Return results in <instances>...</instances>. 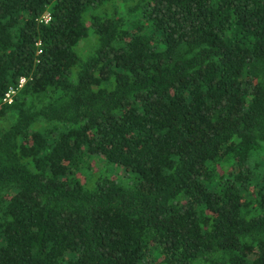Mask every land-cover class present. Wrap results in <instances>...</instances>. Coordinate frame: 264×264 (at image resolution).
<instances>
[{
  "label": "trees",
  "instance_id": "1",
  "mask_svg": "<svg viewBox=\"0 0 264 264\" xmlns=\"http://www.w3.org/2000/svg\"><path fill=\"white\" fill-rule=\"evenodd\" d=\"M0 264H264V0H0Z\"/></svg>",
  "mask_w": 264,
  "mask_h": 264
},
{
  "label": "built area",
  "instance_id": "2",
  "mask_svg": "<svg viewBox=\"0 0 264 264\" xmlns=\"http://www.w3.org/2000/svg\"><path fill=\"white\" fill-rule=\"evenodd\" d=\"M42 19H43L44 21H46V20L48 19V14H47V13H44V14L42 15ZM21 82H22V79L19 78V79H18L17 87L20 86ZM12 94H13V90H12L11 88H7V90H6V91L3 93V95H2L1 102L9 103V102H10V96H11Z\"/></svg>",
  "mask_w": 264,
  "mask_h": 264
},
{
  "label": "rangeland",
  "instance_id": "3",
  "mask_svg": "<svg viewBox=\"0 0 264 264\" xmlns=\"http://www.w3.org/2000/svg\"><path fill=\"white\" fill-rule=\"evenodd\" d=\"M94 166H98V165H96V164H93ZM106 168L108 169L109 167L108 166H106ZM106 172V171H105ZM105 172H102V174H105Z\"/></svg>",
  "mask_w": 264,
  "mask_h": 264
}]
</instances>
